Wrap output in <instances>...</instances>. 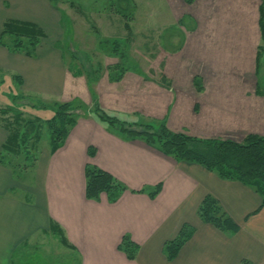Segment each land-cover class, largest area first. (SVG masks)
Instances as JSON below:
<instances>
[{
    "label": "rangeland",
    "instance_id": "374dc122",
    "mask_svg": "<svg viewBox=\"0 0 264 264\" xmlns=\"http://www.w3.org/2000/svg\"><path fill=\"white\" fill-rule=\"evenodd\" d=\"M45 1L52 9L50 21L43 19L45 24L39 26L45 37L39 40L31 57L11 52L26 57L23 72L18 66L10 71L0 69V110L9 104L26 106L21 112L23 117L41 121L38 152L33 156L37 158V169L42 168L50 148L46 121L54 115L51 109H41L44 106L69 102L73 107L69 112L74 116L95 121L100 107L126 122L121 125L131 132L143 131L133 123L167 125L165 119H150V112L156 118L162 117L184 91L192 90L201 103L200 113L199 103L192 99L191 113L199 114L200 121L209 120L210 114L214 116L210 105L199 98L205 91L212 96L216 92L214 96L224 107L218 112L222 122L230 108L226 106L227 99L241 108L247 105H242L241 98L251 99L259 111L264 110V37L260 29L264 0ZM10 7L13 6L6 3L3 8L7 10L0 8V23L9 20ZM209 69L213 73H208ZM41 86L56 89L40 90ZM230 88L237 91L231 92ZM186 95L185 102L191 103L193 96ZM115 102L124 109L118 110ZM108 103L114 107H108ZM241 108L235 114L236 123L242 120ZM11 114L6 115L8 120ZM226 131L210 139L240 143L247 135L264 136L245 134L242 141H237L243 134H222ZM88 154L95 153L88 149ZM19 157L4 162L17 175L25 173L21 177L34 178L35 171L17 166ZM40 243L35 248L18 250L12 264L78 263L76 250H66L56 237H43L42 246Z\"/></svg>",
    "mask_w": 264,
    "mask_h": 264
},
{
    "label": "crops",
    "instance_id": "0c3cea01",
    "mask_svg": "<svg viewBox=\"0 0 264 264\" xmlns=\"http://www.w3.org/2000/svg\"><path fill=\"white\" fill-rule=\"evenodd\" d=\"M6 3L13 6L9 11L12 20L28 21L42 28L43 19L48 23L52 17L51 6L45 0H1L0 8L7 10L3 8ZM4 21L0 23V32ZM26 60L25 56H16L0 45V69L10 71L18 66L23 72ZM207 72L211 74L213 70ZM191 91L182 92L183 97L177 98L173 108L169 107L162 117L156 118L151 111L149 118L165 119L171 131L203 139L214 138L225 130L222 134H243L237 141H242L245 134H264V110L259 111L258 104H253L251 99L241 98L242 105L247 104L243 108L234 107L233 101L227 99L226 106L230 108L222 122L218 112L224 107L214 96L216 92L212 96L205 91L199 98L210 105L214 116L210 114L209 120L200 121L199 114L191 113L192 99L196 98ZM185 94L187 98L193 96L191 103L185 102ZM115 104L118 110L124 109L120 103ZM199 105L201 113L203 109ZM108 107L114 105L108 103ZM240 108L242 120L236 123L235 114ZM7 137L8 131L0 120L3 160L0 162V264H12L14 251L25 242L29 249L38 247V241L42 246L43 237L53 236L46 232L52 222L61 228L70 246L64 248L76 250L77 264H264V206L261 207L258 194L237 181L222 180L197 164L175 162L143 141L125 139L83 116L78 118L62 147L53 154L48 149L41 169L34 166L28 170L35 171L34 178L25 179L21 177L25 173L17 175L4 163L2 147ZM88 149L95 154L90 156ZM87 164L108 173L129 191L114 204H109L104 194L98 202L87 200L84 195ZM158 185V194L151 198L149 191ZM206 196L217 200L237 225L236 233L230 235L200 221L196 211ZM183 225L192 227L193 233L176 257L168 261L163 246L176 237ZM123 236H128L138 247L134 260H128L118 251Z\"/></svg>",
    "mask_w": 264,
    "mask_h": 264
},
{
    "label": "trees",
    "instance_id": "16d2710c",
    "mask_svg": "<svg viewBox=\"0 0 264 264\" xmlns=\"http://www.w3.org/2000/svg\"><path fill=\"white\" fill-rule=\"evenodd\" d=\"M187 1L191 2L192 0ZM260 12V29L263 38V6L260 8ZM126 28L128 29V27ZM44 37L45 34L38 25L28 21L9 19L2 25L0 45L7 48L10 52L31 57L39 40ZM3 39L8 41L4 42ZM78 74L79 72L75 73V75ZM25 107L9 104L7 109L0 110V120L8 131V137L2 147V153L7 160L21 156L22 158L20 162H17V166H20L22 170L33 168L37 162V158L35 159L33 156H36L35 154L38 152L37 143H39L41 131L40 120H26L23 117L21 112L25 110ZM44 107L46 108L39 106L43 110L51 109L54 111L53 117L46 121L49 132L50 153L53 154L64 144L66 137L76 124L78 116L76 117L69 112L73 108L72 103L69 102ZM97 109L101 112L96 117L98 123L100 122L125 139H139L148 147L153 148L175 162L197 164L222 180L237 181L258 194L261 198V207L264 206V136L247 135L240 143L226 139H201L185 133L170 131L165 124L162 125L160 123H144V125L133 123L134 127L143 128V131L131 132L123 128L121 125L122 121L118 117L108 114L100 107ZM7 114H11L9 120L7 119ZM115 127L116 129H114ZM31 140H33V143ZM29 141L31 142L30 144ZM1 159L0 162L3 163ZM84 179V195L87 200L98 202L100 196L104 194L107 202L114 204L124 192L129 191L124 184L93 165L85 166ZM159 190V185L152 188L149 191V196L153 198L158 194ZM141 192L143 190L139 191V193ZM132 193L134 192L132 191ZM196 215L201 222L210 224L221 232L232 235L238 230L237 225L223 212L217 200L211 196H206L202 200L197 208ZM46 232L56 237L63 247H70L61 228L53 224V222ZM192 233V227L183 225L176 237L164 244L163 252L168 261L176 257L178 251ZM25 247L28 248L26 242L16 249L15 254L22 251L20 249ZM137 250L138 247L130 241L129 237L123 236L118 246V251L122 252L128 260H134ZM242 264L248 263L243 262Z\"/></svg>",
    "mask_w": 264,
    "mask_h": 264
}]
</instances>
